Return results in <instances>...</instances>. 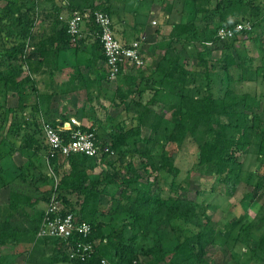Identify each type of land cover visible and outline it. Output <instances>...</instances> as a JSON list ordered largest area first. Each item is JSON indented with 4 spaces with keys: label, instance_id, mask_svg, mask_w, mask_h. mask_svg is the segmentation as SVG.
Wrapping results in <instances>:
<instances>
[{
    "label": "trees",
    "instance_id": "1",
    "mask_svg": "<svg viewBox=\"0 0 264 264\" xmlns=\"http://www.w3.org/2000/svg\"><path fill=\"white\" fill-rule=\"evenodd\" d=\"M30 1L33 2L34 0H28L19 5L17 2L9 1L8 5L0 12V45L3 38H5L6 42L7 40L11 42L13 39L18 43V49L22 54H25L29 48L34 51L32 55L26 58L27 60H25L24 64L19 65V69L14 74H5L1 70L10 61V57L3 54L0 55V77H2L0 79V97L3 95L5 98L10 92L16 93L19 97L18 108H9V111L16 112L20 110L21 113H24L28 108L24 93L27 90H36L38 83L35 75L41 67H47L48 71L43 72V75H48L52 79L51 88L53 92L40 95L42 92L38 90L37 101H35L33 106L34 111L38 112L39 115L37 114L33 117V122L38 124L40 134H43L41 127L44 122L51 124L64 139H67L76 128L71 123V119L62 116L61 121L63 124L60 125L61 121L53 119L51 111L49 114L48 110H46L44 117L40 113L44 104L46 105L48 101L50 103L52 96L58 93L61 81L54 79V76L57 74L60 56L68 50L83 52L82 47L85 44L92 43L93 54L91 58L93 60L90 70L97 67V61L105 60L100 37L97 36L99 29L94 24L93 18L91 17V20L85 24L83 28L85 34L77 41H73L72 36L68 32L67 21L75 12L100 11L107 13L111 18L112 13L103 5L95 6L89 0H85V6H79L72 1L65 8L68 10L65 18L57 14L55 21L53 20L54 25H56L54 27L56 33L53 41L47 38V40H41L39 45L36 44L34 46L32 43L34 37L31 36L32 29H30L34 24L28 27L24 23H19L18 21L20 20H17L24 12H26L27 16L32 13V16L35 17V9L28 7ZM212 1H217L215 10L218 12V19L221 24L215 30V35L217 36L221 28L230 29L234 32L232 38L225 43L223 42L224 44H219L222 42L220 40L214 43V48L221 50L223 53L222 59L217 63L222 81L219 94L216 95L214 93V86L209 75V66L201 53L197 54L196 57L201 63H205L204 66H194L192 70L198 73H204L205 71L207 85L203 88V92H199L198 95L183 93L178 97L174 96L167 102L160 100L161 90H158L153 95V98L144 104L141 100L139 103L134 102L135 100L130 98V94H121L127 113L134 112L136 119L135 122H132L131 128L122 131L118 128V132L112 136V143L109 146L105 145V143L102 145V139L95 126L87 127L82 125L84 130L96 132L97 144L103 152L99 162L112 160L109 159L110 153L113 152L118 155L121 150H123L124 157L131 162L132 158L134 159L135 157L132 153H139L136 148L139 145H145L144 152L139 154L140 158L147 160L141 166L143 171L147 175L153 172V174L158 175L157 179L162 173L176 178L180 174L179 168L175 165L176 153L174 152L168 156L165 150L170 146V151L174 149L178 152L179 148L187 141H192L197 146L198 151L197 171L213 177V193L226 194L228 196L237 195L238 189L242 184L240 179L242 167H244L245 159L251 155L258 156L257 159L261 161V166L255 170V175L258 176L256 184L246 183V185L249 187L253 186L256 192L263 190L264 151L255 141L256 128H258L260 121L252 119L247 112L252 105V98H250L249 94L242 91V82L247 69L244 67L246 62L242 60L240 48L236 46L238 42L244 45V42L240 41L239 38L240 36L248 35L246 30L236 31L237 26L245 22L255 25V22L248 18V14L249 17L257 16L259 9L253 6L254 8L249 11L248 4L242 0H195V2L202 4H209ZM197 7V15H204L210 11V9L205 8L200 10ZM36 18L38 20L39 16L37 15ZM49 19L47 17L44 20ZM57 27L60 29L58 33ZM194 30H196L194 21L172 25L170 37L176 39L177 43L183 47V43L186 44L188 41V34H191ZM217 39H219L218 36ZM171 44L165 48V54L162 59L164 63L168 64V67L163 72L161 82L169 81L175 85L186 86L192 74L187 69V60L183 59ZM186 45H188V42ZM185 53L187 58L194 57L192 52L189 54L185 51ZM34 55L39 56V59L35 60ZM48 60L50 62L49 66ZM79 65L77 63V66H75L78 70L80 68ZM22 66H27L29 71L26 76L18 80L16 77L17 75H22ZM234 68L242 73L241 78L237 79L230 74L229 71ZM76 73L73 76L74 84L78 80L81 81L80 72L77 71ZM223 73H225V78ZM123 74L121 71L120 75ZM131 79L135 83L136 79ZM89 80H91V77H89ZM106 82H110L108 76L106 77ZM155 82L156 80H152L151 84ZM161 87L163 88V86ZM138 93L142 95L143 91L141 90ZM159 102L163 103V108L160 112L156 109V105ZM0 108L3 109L4 106ZM125 122L126 120L122 121L121 124L124 125L126 124ZM66 123L69 126L66 127ZM144 130H148V137L142 136ZM42 136L45 139V136ZM29 141L31 142H28L29 146H33V141L38 144V140H35L33 136ZM45 142L42 144V149L45 152L43 180L50 182V189L42 195V198L31 200L28 198L30 193H26V189L30 187V182L24 176H18V184L15 181L11 187L14 189L11 190V201L7 211L9 215L0 219V245L11 242L15 246L16 251V247H26L27 243L30 244V239L28 238L33 237L36 244L41 242L43 246L50 245L56 252H61V255L57 252L55 256V262L60 263L69 261L74 264H100L102 259H106L111 264H137L140 260L142 264H205L207 249L215 245L220 238H223L222 235H218L217 230L212 228L210 224L200 223L202 217L199 215L198 203L176 194L174 182H171L172 184L170 185L171 195L164 197V189L161 182H158L157 186L151 183H148V186L139 184L138 181L141 176L133 163H129L126 168L129 178L122 180L121 183H117L108 175L105 180H101V176H92V168L94 166L91 164L92 158L83 154H74L64 160L60 154H52L46 139ZM106 148L108 151H105ZM125 149H133V152L125 151ZM159 150L161 155L158 156L157 153L156 156L155 153ZM62 159L65 163L67 162L69 172L63 170L64 163ZM112 165H117V163ZM50 167L53 171H56L57 181L50 174ZM23 182L25 185L22 186ZM120 184L125 185L126 188H121ZM112 185H118L121 188L119 189L121 193L119 199L113 200V209L115 210L110 212V216L111 218L124 216L123 227L133 233V238L130 240L131 243L128 245L123 244L126 235H115L116 230L105 234L104 226L99 220V212L102 210L101 205L106 188ZM16 189H23V191L19 192ZM178 190L185 191V189ZM153 191L155 193H152ZM132 192L134 194L131 196L130 193ZM252 194V192L247 193L244 198L238 201L244 204ZM53 195L64 206L63 214L72 213L76 223L86 222L92 227V234L89 238H77V241L98 242L94 255L85 262L70 261L65 255V244L61 240L37 237L42 218ZM28 201H32V203L29 205ZM41 202H47V208L38 215V219L30 220L29 226L26 223V216L30 218L29 214H24V216L17 214L15 216L16 213H20V210L22 211V208L28 206L31 209H35ZM23 217L26 218L23 219ZM208 219L211 220V217L209 216ZM238 221L235 223L234 220L228 223V227L233 232L236 231L234 242L248 246L255 258L264 260V215H258L255 220L246 224L244 219ZM165 222L170 223L171 230L176 234L179 241L171 253H167L161 243L160 231L163 229ZM143 240L147 241L144 244L145 247L139 244ZM33 242H31V249L28 252L29 260L44 253L37 250L39 246L35 243L33 244ZM141 258H146L147 260L143 261Z\"/></svg>",
    "mask_w": 264,
    "mask_h": 264
},
{
    "label": "rangeland",
    "instance_id": "2",
    "mask_svg": "<svg viewBox=\"0 0 264 264\" xmlns=\"http://www.w3.org/2000/svg\"><path fill=\"white\" fill-rule=\"evenodd\" d=\"M9 1L17 2L19 5L28 0H0V12L8 5ZM72 1L79 6H85V0H34L33 2H29L28 7L35 9V17L32 16V13L30 16H27L25 14L26 12L20 15L19 18L16 17L17 20H20L18 21L19 23H24V25H27L28 27L31 26V24H34V26L30 28L32 29L31 36L34 37L32 40L34 46L36 44L39 45L41 40H47V38L53 41L56 33L54 28L56 25H54L53 20L55 21L57 14H60L65 18L68 14V10L65 8H67ZM242 1L248 4L249 11L254 8L253 6L259 9L257 16L249 17L248 14V18H250L252 22H255V25L250 22L240 24L241 30H239V32L246 30L248 31V35L240 36L239 39L244 42V45L241 42H238L236 46L240 48L242 60L246 62L244 67L247 69V72L244 81L242 82V91L243 93L249 94L250 98H252V105L247 112L252 119L260 121L258 128H256L257 135L255 141L264 151V0ZM89 2L93 3L95 6L101 4L103 7L109 9L110 13H112L115 35L117 34L119 36L121 32H125L127 33V39L130 41H135L143 35L145 37V41L143 42L144 53L146 52L149 60L146 59V67L143 70L131 72L134 73L133 79H136L135 83L132 82V80L130 83L128 82L132 77L127 79H123L122 77L121 80L125 81V89L121 91L122 94H130L131 99H134L135 97L139 98L134 99V102L139 103L143 101L144 104L153 98V95L158 90H161L159 95L160 100L167 102H169L174 96L178 97L183 93L198 95L199 92H203V88L207 85L205 71L204 73H198L193 72L192 70L194 66H204L205 64L201 63L196 57L197 54L200 53L203 54V57L209 66V75L214 86V93L216 95L219 94L222 81L217 63L222 59L223 53L221 50H216L214 48V43H217V40H220L222 42L219 44H224L232 37L222 36L220 34L222 28L217 34L219 39H217V36L215 35V30L221 26L218 19V12L215 10L217 1H212L209 4L197 3L195 0H89ZM197 4L200 10L203 8L210 9L208 12L209 14L197 15ZM37 15L39 16L38 20L36 18ZM47 17L50 19L44 20ZM190 21L195 22L196 30L191 34H188V45H186V42V44L183 43L182 47L181 44L177 43L176 39L170 37L171 26L176 24H186ZM154 22H156L157 25L153 24ZM58 26L61 27L59 24ZM59 30V27H57V33ZM4 39L5 38H3L0 45V55L3 54L9 56L10 61L8 59L9 62H7V65L2 67L1 70L4 71L5 74H14L19 69V65L24 64L25 60H27L26 58L32 55L34 51L29 48V51L26 50L25 54H22L18 49V43L13 39L11 42L8 40L6 42ZM170 44L176 48L177 52L183 57V59L187 60V69L192 75L186 86L175 85L169 81L161 82L163 72L168 67V64L166 62L164 63L162 59L165 54V48ZM53 46L55 47V45ZM84 47H87V50L85 51L87 52L86 54H89V60H93L91 58L93 54V44L90 43L88 46ZM185 51L189 54L192 52L194 57L187 58ZM78 52L75 50H68L67 56H76ZM34 56L35 60L39 59V56ZM79 58L85 57L80 55ZM150 62L152 63V67H150L152 73H148L145 70L146 68H149L147 63ZM49 63L48 60V66ZM88 63L89 62L85 64L81 63V65L87 66ZM102 63L104 64V61L99 60L96 65H102ZM63 68L65 69L64 66ZM97 69L99 70L96 71L101 72L102 67L99 66ZM28 71L27 66H22V75H17L16 79L21 80L27 75ZM229 72L237 79L242 76V73L237 71L236 68L231 69ZM223 77L225 78V73H223ZM1 78L2 77H0V79ZM55 78H57V80L60 78L62 79L58 74L54 76V79ZM152 80H156V82L151 84ZM70 82H72V80H70ZM123 85L124 84L121 86ZM161 86H163V88ZM141 90L143 91L142 95L138 93ZM28 93L31 95L30 92ZM46 93H48L47 90L43 91L40 95ZM115 94L116 93L114 92L115 98L118 99ZM34 99L33 95L32 100L34 101ZM18 103V96L15 94L13 95L12 92H10L5 98L3 95L0 97V107L4 106L3 109L0 108V219L9 215V212L7 211L11 201V190L14 189L11 187L12 183L18 180V176H24V178H27L30 182V187H28L29 189H26V193H30L28 198L31 200L42 198V195H44L51 186L49 185L50 182L43 180L45 152L42 149V144L45 142V139L42 136L43 134H40L39 132L38 124H34L33 122V117L37 115L38 112L36 113L31 110H25L24 113H21L20 110L10 112L9 108H18ZM115 103L118 104L116 101ZM123 104L124 103L121 101V104L118 105ZM162 108L163 103L159 102V104L156 105V109L160 112ZM40 113L42 114V112ZM108 114L109 112L104 113L102 111V121L108 118ZM24 124L25 126L23 127ZM131 126L132 124L123 125L119 123L117 125H111V128H107V125H100L95 128H98L97 131L102 139V145L105 143V145L109 146V144L112 143V136L118 132V128L122 131L131 128ZM148 135V130H144L142 136L148 137ZM32 136L35 140H38V144L33 141V146H29V143H31L29 139L32 138ZM145 147V145H139L136 148L139 153H132L135 157L134 159L132 158L131 162L124 157L123 150H121L118 155L111 152L109 159L112 160H107L105 162H99L103 153L98 158H92L93 160L91 161V164L94 165L92 168V176H101V180H105V177L107 178L108 175L112 177L114 181H117V183H121L122 180L129 178L126 168L129 163H133L141 176L138 181L139 184L148 186V183H151L154 184V186H157L161 182L163 185L162 188L164 189V197L171 195L170 193L172 190L170 185L174 182L175 188H177L176 190L174 188L176 194L198 203L199 215L202 217L200 223L210 224L212 228L217 230L218 235L220 234L223 237L220 238L215 245H212L207 249L205 264H264L263 259H257L254 257L252 250L248 246L234 242L236 231L233 232L228 227V223L233 222L234 220L236 223V221L239 222L238 220L244 219L246 220V224L247 222L255 220L258 215H264V188L263 190L256 192L253 189V186L249 187L246 185V183L255 185L258 181V176L255 175V170L261 166V161H258L257 155H251L245 159L244 167H242L243 169L240 175L242 184L238 189V193L235 196H228L226 194L221 195L213 193V177L207 176L202 172L198 173V151L197 146L192 141H187L181 148H179L178 152L174 149H172L173 151H170V146L165 150V153H167L168 156L174 152L176 153L177 159L175 165L180 171L179 176L176 178L167 176L164 173L159 175V179H157L158 175L153 174V172L147 175L141 168L143 162L146 163L147 160H143V158L139 157V154L144 152ZM132 150L133 149H125V151ZM105 151H108V149L106 148ZM157 153L158 156L161 155L160 150L156 151V156ZM62 158L66 160L65 157ZM63 159V170L69 172V166ZM114 163H117V165H112ZM49 171L54 178L57 177L55 173L56 171ZM23 185H25L24 182L22 186ZM120 187L126 188V186L122 184H120ZM120 187L118 185H112L106 188V193L101 205L102 210L99 212V220L104 226L105 234L116 230L115 235H126L123 244L128 245L131 243L130 240L133 238V233L123 227L124 225L122 222L125 220L124 216H117L116 218H111L110 216V212H114L115 210L113 209V200L119 199L121 193L119 190L121 189ZM178 189H185V191H179ZM20 191H23V189H20L19 192ZM250 192L253 194L248 197L244 204L238 201L241 198H244L245 194ZM152 193H155V191ZM130 194L132 196L134 193L132 192ZM31 203L32 201H28L29 205ZM234 203L236 204L233 205ZM60 205L64 209V206L61 203ZM46 206L47 202H41V204L35 207V209H31V207L29 208L27 206L22 208V211L20 210V213H16L15 216L17 214L23 216L24 214H29L30 218L28 216H26L27 218L23 217V219L26 218V223L29 226L30 220L33 221L38 219V215L41 214L43 210H46ZM11 215H13V213H11ZM209 216L211 217V220L208 219ZM163 226V229L160 231L161 243L164 245L165 251L171 253L178 245L179 241L177 240L176 234L171 230L170 223L165 222ZM28 239H30V244L27 243L28 245H26V247H16V251L15 246L12 245L11 242L0 245V264H74L69 261L61 263L55 262L56 253L58 252V254L61 255V252H56L50 245L45 247L41 242L36 244L33 237ZM31 242L39 246L37 250L44 253L29 260L28 252H30L31 249ZM146 243L147 241L145 240H143L142 243L141 241L139 242L140 246L143 247H145L144 244ZM141 259L143 261L147 260L146 258Z\"/></svg>",
    "mask_w": 264,
    "mask_h": 264
},
{
    "label": "built area",
    "instance_id": "3",
    "mask_svg": "<svg viewBox=\"0 0 264 264\" xmlns=\"http://www.w3.org/2000/svg\"><path fill=\"white\" fill-rule=\"evenodd\" d=\"M91 17L99 29L97 36L100 37L102 44L105 56L104 65L110 82H116L121 76V71L129 73L143 70L146 67L144 35L129 44L121 43L116 38L112 18L105 12H75L67 21L68 32L73 41L81 39L84 35L83 28ZM239 30H241L240 25L236 28V31ZM233 33L232 30L225 28L220 31V34L225 37H232ZM71 123L76 128L67 139H64L51 124L42 123V132L51 148V153L60 154L66 159L74 154H83L90 158L100 157L103 152L97 144L96 132L84 130L76 118H71ZM50 170H52L51 167ZM55 181H57L56 177ZM63 211L60 202L53 195L42 218L37 237L61 240L65 244L64 252L67 258L71 261L85 262L94 255L98 242L77 241V238H89L92 234V227L86 222L76 223L72 213L63 214ZM100 264L111 263L102 259ZM137 264H142L141 260Z\"/></svg>",
    "mask_w": 264,
    "mask_h": 264
},
{
    "label": "crops",
    "instance_id": "4",
    "mask_svg": "<svg viewBox=\"0 0 264 264\" xmlns=\"http://www.w3.org/2000/svg\"><path fill=\"white\" fill-rule=\"evenodd\" d=\"M126 34L127 33L125 32H121L119 36L117 34L116 36L120 42L129 44L132 40H128ZM84 46H88V44H85ZM85 50H87V47H83V52H78L76 56H67V52H64L60 56L57 71L52 67V69L62 77V79H59L61 84H59L58 93H55L52 96L50 103L48 101L46 105L44 104L42 108L43 110H41L42 116L44 117V115H46L45 110H48L49 114L50 111L52 112L51 115L53 116V119H56V121H61L62 116H66V118L69 119L76 118L82 125L89 127L107 125V128H111V125H117L124 120H126V124H132V122H135L136 119L135 113H127L126 106L124 104H118H121V101L123 102L121 91L125 89V81L121 80L122 77L123 79H127L133 76L134 73L126 72L121 75L116 82H105L106 77L108 76L105 65L103 63L102 65L98 64L95 69L90 70L92 60H89V54H86L87 52ZM144 54L146 55V59L149 60L146 52ZM80 55H83L85 58H79ZM87 62L89 63L87 66L85 65L86 67L81 65V63L85 64ZM77 63L81 65H79V70L75 67L77 66ZM151 65V62L147 63L149 68L145 69L146 72L152 73L150 70V67H152ZM99 66L102 67L101 72L96 71L99 70L97 69ZM45 71H48L47 67H41L39 72L35 75L36 82L38 83L36 90H27L24 93L28 107L27 110L34 111L33 105L35 104V101H37L36 95L39 94V91L43 92L47 90V92H53L51 88L52 79L48 75H43V72ZM77 71L81 74V81L78 80L77 83L74 84L73 76ZM89 77H91V80H89ZM132 78H134V76ZM70 80H72V82H70ZM131 80L132 79L130 78L128 82L130 83ZM122 84L124 85L121 86ZM28 92H30L31 95H29ZM114 92L116 93L115 95L118 99L115 98ZM14 94L17 95L16 93H13V95ZM33 95L35 98L34 101L32 100ZM134 99L139 98L135 97ZM115 101L118 104H116ZM102 111L104 113L109 112L108 118L103 121L101 119ZM62 124L63 122L61 121L60 125ZM65 126H69L68 123H66Z\"/></svg>",
    "mask_w": 264,
    "mask_h": 264
}]
</instances>
